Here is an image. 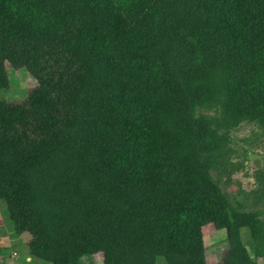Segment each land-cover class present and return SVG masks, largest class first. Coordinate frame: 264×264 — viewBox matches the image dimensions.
Listing matches in <instances>:
<instances>
[{"label":"trees","instance_id":"16d2710c","mask_svg":"<svg viewBox=\"0 0 264 264\" xmlns=\"http://www.w3.org/2000/svg\"><path fill=\"white\" fill-rule=\"evenodd\" d=\"M6 64L35 81L0 101V200L29 254L78 264H206L202 229L224 230L223 264H256L264 220L212 176L219 133L264 136V0H0ZM211 112V113H209Z\"/></svg>","mask_w":264,"mask_h":264},{"label":"rangeland","instance_id":"374dc122","mask_svg":"<svg viewBox=\"0 0 264 264\" xmlns=\"http://www.w3.org/2000/svg\"><path fill=\"white\" fill-rule=\"evenodd\" d=\"M8 88L0 83V101L26 100L28 90L35 85L34 79L23 69L6 64ZM211 113V112H209ZM219 141L221 154L212 176L218 180L223 191L241 203L247 210L258 211L264 220V136L253 122L243 121L228 128L221 127ZM206 264H223L228 250L224 230L211 225L202 229ZM240 241L256 264H264V254L255 253V245L247 228L239 233ZM28 233H17L10 220L8 205L0 200V264H49L29 254ZM78 264H102V253L94 250L89 239L77 242ZM155 264H165L157 259Z\"/></svg>","mask_w":264,"mask_h":264}]
</instances>
